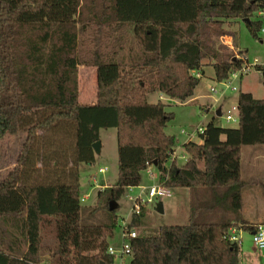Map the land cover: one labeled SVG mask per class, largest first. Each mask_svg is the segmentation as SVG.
Masks as SVG:
<instances>
[{"label":"trees","instance_id":"1","mask_svg":"<svg viewBox=\"0 0 264 264\" xmlns=\"http://www.w3.org/2000/svg\"><path fill=\"white\" fill-rule=\"evenodd\" d=\"M263 5L0 0V140L24 134L0 180V264H113L106 239L116 224L114 208L108 222L84 223L78 183V165L94 162L92 143L106 128L115 131L116 179L97 190L88 215L139 185L148 166L162 185L188 189V223L136 234L128 262L120 264H242L241 246L225 234L231 226L252 232L264 223L240 212L241 153L244 146L264 145V99L239 92L237 126L208 122L200 142L182 145L188 157L178 164L175 136L164 130L174 113L146 95L188 100L205 59L217 81L227 79L247 59L220 40L236 38L224 25L241 21L260 39L256 12ZM79 65L95 68L94 104L78 102ZM254 68L264 85V64ZM145 212L141 207L131 215L128 227H138Z\"/></svg>","mask_w":264,"mask_h":264},{"label":"rangeland","instance_id":"2","mask_svg":"<svg viewBox=\"0 0 264 264\" xmlns=\"http://www.w3.org/2000/svg\"><path fill=\"white\" fill-rule=\"evenodd\" d=\"M224 26L229 30L235 31L236 38L235 41H232L230 36H223L220 40L228 46H234L236 51L241 50L245 52V54H242L247 59L249 70L237 78H230L231 84L236 87L235 90H225L223 82H219L215 79L213 68L207 63V59H205L203 60L202 66L204 73L201 75L199 83L193 92V95L196 96L197 100H188L185 101V103H182L176 99H171L162 95L163 97H161V100H164L167 104L166 110L174 112L173 119L166 124L164 130L167 134L174 135L177 139L176 153L174 156L178 158L176 160L178 164L184 162L183 157H181V155H183V150L180 145L182 140H184V135L181 134L182 129L192 130L198 126L204 127L210 121H214L216 125L222 127L237 126L236 122L226 121L222 116L216 115L215 108H210L211 104L219 103V101L215 100L216 98H224L227 102V105L224 106V108L236 103L239 92H250L255 98L264 99V85L262 84L261 73L253 66L255 63L262 64L264 62V35L262 36L258 32L260 39L254 38L245 27L244 23L237 20L231 21ZM81 66L83 65H79L78 67ZM81 77L77 90H79L80 94L85 95L87 98H92L94 86L96 93V80L94 85L91 75L87 79ZM210 87H214L217 92H212ZM157 94L161 93H149L146 95V100H148V102L158 101L159 97ZM23 136L24 134L21 132L16 135H5L0 140V180L5 177L7 171H9L13 166L18 155ZM99 138V151L97 153L94 152V162L87 165L88 167H86L85 164H81L79 167V201L83 208H85L84 213H82L84 223H104L108 222L111 217V212L108 208H100L91 215H88L89 211L87 210V208H91L95 205L96 192L98 190V188L93 186L94 184L89 182V174H94L97 183L96 185H100L101 183L111 185L116 179L117 166L114 128L100 129ZM262 151H264V145L244 146L241 154L242 179L244 182L242 191V215L259 223L264 222V215L256 214L258 208L252 204L251 197L253 195V183L251 180L250 162L252 161L251 155L253 153ZM36 166H40L39 163H37ZM103 166L107 168L106 171L101 174L97 173V167ZM145 176V172H142L141 181L143 184H149V180H146L148 177ZM155 180L159 183L158 173ZM155 180L150 181L152 183L155 182ZM135 190H137V188H135ZM128 193L129 191L125 189L124 193L115 203L114 215L116 216V224L112 230V236L106 239L108 246L112 247L116 251L120 249L122 223L128 225L131 217L129 212L130 203L126 198ZM130 193H132V191ZM171 193L172 195L170 197L159 199L164 202V213H158L155 211L152 204L145 206V208L148 207V209H146L139 226L132 228L136 234L141 232L154 234L161 225H183L188 223L187 194L181 193L180 189L172 188ZM240 236L241 263L246 264L254 261L259 264H264V249H258L253 244L250 232L241 230ZM128 260L129 255L125 254L120 258L118 257V252H116L113 264L127 263Z\"/></svg>","mask_w":264,"mask_h":264},{"label":"built area","instance_id":"3","mask_svg":"<svg viewBox=\"0 0 264 264\" xmlns=\"http://www.w3.org/2000/svg\"><path fill=\"white\" fill-rule=\"evenodd\" d=\"M256 16H258L262 21L258 32L263 36L264 35V5L260 10L256 12ZM262 64H264V62ZM255 65H257V63H255L253 66ZM248 70H249V66L247 65V63H245L237 71L231 72L228 78L222 81L225 90L228 89L235 90L236 87L231 84L230 78L231 77L237 78L241 74L248 72ZM196 75L199 74L197 73ZM210 90L215 93L217 92L214 87H210ZM215 100L219 101L218 98H216ZM220 116H222L226 121L237 123L238 115H237L236 103L222 110ZM181 133L184 136H186V141L193 140L195 139V137L202 140V134H204V127L198 126L192 130L182 129ZM174 154L175 151L172 154V159L175 157ZM151 168L152 166L146 167L144 172L146 176L154 180L155 173L153 170H151ZM105 170L106 167L104 166L97 168V172L99 173H102ZM135 188H137V190H135ZM127 190L129 191V193L127 194L126 198L130 203L129 206L130 216L134 214L135 215L139 214L141 207H145L146 205L153 204L159 201V199L168 198L172 195L170 188L158 182H154L148 186L137 185L133 187H128ZM131 191L132 193H130ZM241 230L242 229L240 228V226H231L230 228H228L225 234V238L228 239L230 242H235L241 245V236H240ZM135 235L136 232L132 228H129L128 225L122 223L121 234H120V249L116 251L112 247L107 246L106 253L115 256L116 252H118V257L120 258L125 254L129 255L130 239L133 238ZM251 240L258 249H264V223L258 224L254 229V231L251 232ZM40 264H45V263L41 262Z\"/></svg>","mask_w":264,"mask_h":264},{"label":"crops","instance_id":"4","mask_svg":"<svg viewBox=\"0 0 264 264\" xmlns=\"http://www.w3.org/2000/svg\"><path fill=\"white\" fill-rule=\"evenodd\" d=\"M202 70H203V73H204V69L203 68H202ZM90 75L92 76L93 84L95 85V68L92 67V69H91V67H86V66L78 67V71H77V87H78L79 80H80V77L81 76H82L81 78L84 77V79H87ZM157 95H158L159 99L161 100V97H163L162 94H157ZM95 96H96V93H95V86H94V89H93V97L92 98L91 97H88L87 98L85 95L80 94V92L78 90L77 99H78V102L80 104H94L95 101H96V97ZM218 99H219V103L218 104H211L210 105V108H215V111L218 108H220V111H222V110L225 109L224 106L227 105V102L224 100L223 97H219ZM188 100H197V98H196V96L193 95ZM188 100H186V101H188ZM162 101L164 102V100H162ZM154 102H157V100L156 101H152V103H154ZM164 103H166V102H164ZM182 103H185V101L182 102ZM217 116H220V115H217ZM98 139H99L98 141L100 142L99 132H98ZM221 139H224V135H221ZM175 140H177V139L175 138ZM192 141H194V142H200L201 139L195 138ZM185 142H186V136H184V140H182V142L180 143V145L182 146ZM175 153H176V147H175ZM182 154L183 155H181V157H183V161H185L187 159L188 155L184 152V150H183V153ZM174 158L176 160L178 159L177 157H174ZM251 159H252V161L250 162V164H251V180H252V183H253L252 184V187H253V195L251 197V200H252L253 206H255V207L258 208V211H257L256 214H263L264 215V151L257 152V153H253L251 155ZM81 164H85V163H80L78 165V183H79V171H80L79 170V167H80ZM90 164H92V163H90ZM90 164H85V166L88 167L87 165H90ZM151 170H153L154 173L156 172V170L153 167L151 168ZM97 173H99V172H97ZM241 173H242V168H241ZM145 177H148V176H145ZM156 178H157V173H155V179ZM146 180H149V182L151 183L150 180H152V179H150L148 177V178H146ZM89 182L92 183V184H94L93 186L96 187V188H98V190L102 189L106 185L104 183H101L100 185H96L97 183H96L94 174H89ZM155 182H156V180H155ZM150 183L149 184H143L142 181H141L140 184H139V186L140 185L141 186H148V185H150ZM152 183H154V182H152ZM79 187H80V184H79ZM172 189H180L181 190V193L187 194V200H188V189L187 188H172ZM184 189H186V190H184ZM158 202H160L161 205H162V212H158L156 210V204ZM152 205L154 207V210L157 211L158 213H164L165 212V205H164V202L163 201H160L159 200V201L153 203ZM242 206H243V192H242ZM114 208H115V206H114ZM146 209H148V207H146ZM240 212L242 214V211H240ZM188 213H189V205H188ZM243 217L246 218V219H248V220H250L251 222L259 223L257 221H252L251 219L247 218L246 216H243ZM250 234H251V232H250ZM44 257H46V256H44ZM246 264H259V263L254 262V261H251L250 263L248 262Z\"/></svg>","mask_w":264,"mask_h":264},{"label":"water","instance_id":"5","mask_svg":"<svg viewBox=\"0 0 264 264\" xmlns=\"http://www.w3.org/2000/svg\"><path fill=\"white\" fill-rule=\"evenodd\" d=\"M216 115H220V108H218V109L216 110ZM92 148H93V151L97 153V152L99 151V142H98V141H94V142L92 143ZM114 206H115V202H113V201H109V202H108V209H109V210L113 209ZM156 210H157L158 212H162V205H161L160 202H158V203L156 204Z\"/></svg>","mask_w":264,"mask_h":264}]
</instances>
